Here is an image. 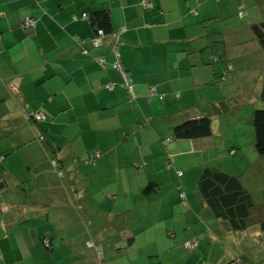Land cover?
<instances>
[{"label": "crops", "instance_id": "0c3cea01", "mask_svg": "<svg viewBox=\"0 0 264 264\" xmlns=\"http://www.w3.org/2000/svg\"><path fill=\"white\" fill-rule=\"evenodd\" d=\"M241 1L246 13L240 17ZM187 3L194 0H151L149 6L140 0H0V153L5 155L0 162V180H5L0 186V264H71L77 243L89 247L75 255L77 264H93L98 255L104 264H163L161 255L172 249L165 254L175 257L174 247L183 241L196 240L195 255L204 258V244L215 245L223 236L214 246L221 261L230 252L232 233L246 237L214 215L196 185L203 166L222 164L225 156L217 150L221 134L214 118L206 136H167L172 122L228 110L237 97L231 94L233 83L243 92L241 114L247 117L234 135L246 132L254 142L251 115L259 104L264 48L244 39L250 38L247 22L264 19V0H201L194 14ZM101 7L109 8L114 26H124L118 51L130 70L132 97L120 85L104 86L120 79L111 66L115 53L107 43L92 45L94 31L80 16ZM26 17H33L34 25H24ZM210 17L215 18L207 21L208 29L223 28L228 49L226 60L213 65L203 61L212 52L202 24ZM99 54L106 59L103 65L96 60ZM231 61L232 74L216 77ZM30 109L43 113L38 128L23 118ZM223 122L230 130L235 127L228 116ZM37 129L43 140L36 137ZM240 139L235 136L230 145L234 154L243 144ZM54 150L65 176L50 164ZM96 150L97 164L72 162ZM254 151L253 160L244 154L225 161L226 170L240 176L254 200L264 202V179L255 187L248 184L264 171V154ZM93 199L99 208L92 207ZM119 215L123 228L104 235L115 243L91 240L87 245L92 234L86 228H102L103 219ZM247 230L261 240L257 224ZM130 235L133 242L127 244Z\"/></svg>", "mask_w": 264, "mask_h": 264}, {"label": "trees", "instance_id": "16d2710c", "mask_svg": "<svg viewBox=\"0 0 264 264\" xmlns=\"http://www.w3.org/2000/svg\"><path fill=\"white\" fill-rule=\"evenodd\" d=\"M200 2L201 0H194V4L192 5H189L187 3L188 12L192 14L196 13V6ZM140 3L143 6H149L151 5V0H140ZM245 7L246 6L244 1H241L238 4L237 13L240 17L246 13ZM84 13L86 15H84ZM80 16L82 18L84 17L88 18L89 24L94 31V34L90 39L93 46L98 47L100 45L107 43L108 46L111 48V44H117V49H118V45L121 42L120 35L124 29V26L123 25L114 26L112 24L109 8L107 7L95 8L92 9L89 13L87 11H82ZM73 17H77V15ZM26 18L23 19L24 25L26 24L25 23ZM214 18L215 17H210L202 21L203 26L206 27L205 34L206 36H208L207 42H209V46L212 47L211 53L206 54L207 56L203 55V59H204L203 61L208 65L219 63L220 59L228 55V49L225 45L226 43L225 40L227 39L223 28L215 29L213 27H210L208 29L207 27L208 26L206 24L207 21H212L214 20ZM216 21H213L212 24L216 23ZM246 26L249 31L250 38L244 39V41L249 43L251 39L255 40L256 42L261 44L262 47L264 48V19H261L259 21L247 22ZM99 30L102 32L99 33L98 32ZM98 34L101 37L102 42L95 45L93 43V38L98 37ZM243 34L244 33L240 35L244 36ZM105 38L106 39L109 38L108 42L105 41L106 40ZM204 38L206 37L204 36ZM180 42L182 43L183 39ZM235 43L240 44L242 42L238 41ZM99 55L103 56V54H99ZM99 55L96 56L97 62L100 65L105 64L106 61L105 57L103 56L104 60L101 62L98 59ZM114 59L111 61V66L119 72L120 79L113 82H107L104 84V86L108 89H112L116 84L120 85L121 88L127 91L128 96L132 97L134 90H133V81L130 76V70L124 66L119 56L122 66L125 69V72L122 73V71H120L118 68L113 66L112 63ZM224 60L226 59L224 58ZM227 60L230 59L228 58ZM233 69H234L233 62L232 61L227 62V66L222 71L216 72L214 74L216 77H219L221 79L224 78L225 76L231 75ZM257 95L259 99V104L255 105L253 108L251 115V124L254 135V143H253L254 148L258 155H263L264 154V67L262 69L261 85ZM39 111L40 110L37 109L26 110L25 113H23V118L25 119L26 122L34 125L35 128H38V126H40V120H42V118L40 119L36 118L35 114L38 113ZM212 121L213 119L211 114L201 113L196 116L187 117L178 122H172L169 128V136H167V138L170 139V138H179V137L206 136L212 133ZM37 130L38 132L36 134V137L39 140H43L44 135L41 133L39 129ZM45 146L47 149H49L48 148L49 146L47 144H45ZM54 152L56 154L51 152L52 156L50 157V164L56 170L59 176H65V172L62 166L63 163L61 162L60 157L56 152V150H54ZM94 154L95 152L92 153L91 155ZM91 155L82 159L74 158L72 162L85 163L89 165L97 164L99 156L96 157L95 159L96 162L94 163H90L89 161H87ZM4 157L5 155L3 153H0V162L4 160ZM167 165L170 166L171 165L170 162H168ZM176 171L177 174L182 173L180 169ZM4 184H5V180L1 179L0 186ZM196 185L203 199L211 208L214 215L218 219H224V221H226V223L229 225L231 231L245 230L249 228L251 225L257 224L258 228L264 232V202H257L256 200H254L251 192L244 185L239 175L226 171L218 165L205 164L197 179ZM109 196L111 198L114 197V195H109ZM93 201L94 204L92 205V207L99 208L98 202L94 199ZM85 205L90 206L87 202L85 203ZM107 221L108 220H106V222ZM122 223L123 220L121 219L120 215L109 221V224L113 226V227L110 226V228L111 229L114 228L116 232L123 228ZM125 240L127 244L131 243L133 242V236L130 235ZM47 245H50L49 239L47 240ZM102 258L103 257H101V260H103ZM224 264H250V263L248 262V260H242L240 258L231 257L228 260H226Z\"/></svg>", "mask_w": 264, "mask_h": 264}, {"label": "rangeland", "instance_id": "374dc122", "mask_svg": "<svg viewBox=\"0 0 264 264\" xmlns=\"http://www.w3.org/2000/svg\"><path fill=\"white\" fill-rule=\"evenodd\" d=\"M249 5L252 6V3H249ZM231 84H232L231 94H235V95H237V97H234L231 100V105H230L228 110H226L225 112L222 110H217L215 113V116L212 117V119L214 118L213 124L216 128V131L219 132V134H221L216 139L217 145H218L217 146L218 153L220 154V151L222 150V152L225 154L224 157L220 158L223 163L221 164V162L216 161L215 165L221 166L224 170L230 169L229 168L230 166H228L225 161L232 163L237 159H241L244 156V154H245V157H251L252 160L256 156V153L254 151L255 149L253 147L254 142H252V140H248V134L246 132L240 133L238 135H234V133H237L236 132L237 130L240 132H241V130H243V128L246 125L247 117H246L245 113L241 114L243 106H246V102L242 100L241 96H239L243 92H242V90H240V88H239L240 86L238 84H233V83H231ZM224 115L228 116L231 123H232V126H235L232 130H230V128L227 124H223L224 123L223 122L224 121ZM237 125H239V127H237ZM212 129H213V126H212ZM235 136L244 138V139H240V140H242L243 144H242V146H240L241 148L240 147L237 148L236 154L233 153V151H234L233 148H235V147L230 146L233 144L235 145V142H236ZM231 152H232V154H231ZM237 154H239V156H237ZM156 158H157V163H159V157H156ZM251 158H247L245 160V163H248L249 159H251ZM165 163H167V162H165ZM166 167H169V166L166 164ZM253 173H254V170L252 169L249 172H247L246 176H244V177L245 178L251 177L253 175ZM254 178L256 179V181ZM260 178L264 179V171L261 172L259 174V176L252 177L251 178L252 180L250 179L252 182H248V184L252 187L258 186V184L260 183V181H259ZM179 208L180 207L178 206L177 209H179ZM97 219L100 220V218H97ZM110 220H112V219H110ZM110 220H108L107 224L103 225L102 228L98 227V226H92V227H90V231H88V229L86 228V230H85L86 233L89 234V232H90L92 234V236L88 235L89 236L88 239L93 240V241L100 240V241H102V243H104V245L113 242L111 238L104 237V235L110 233V231H111V228L108 227L111 225V224H109ZM103 221H106V220L103 219ZM70 229L77 230L78 228L74 227V228H70ZM179 231H180V229H179ZM238 232H240V234H242V235H244L246 233V237H242L240 239L234 235L235 233H232L230 252L227 254V257H224L221 261L218 258L219 257L218 249L214 246L221 245L220 242H223L225 240V238L223 236L217 239V241L215 242V245L208 244V243L204 244V252L206 254H208V256L211 255L213 257V259L208 260L206 254H203L204 258H199L198 256L195 255V251H197V250L194 247L190 248L189 245L183 244V242H184L183 241L180 245H176L174 247V249L176 248L178 250L177 251L178 254L177 255L175 254V257H169L167 254H165L166 252H170V251L172 252V249L166 251L165 253H163V255H161L162 263L163 264H193V263L197 264L198 262H200L201 264H212V262H214L215 264H223L229 258L236 257V258H240L242 260H248V262L250 264H264V232L262 231L263 235H262V238L260 241H258V240L255 241L252 238V236L254 235V232H252V234H251L247 229L246 230H239ZM236 234H239V233H236ZM59 240H60V237H55L54 243H58ZM82 241H84V238ZM118 241L119 240L117 239L116 243H118ZM113 243H115V242H113ZM76 245L79 248L77 251H71V259H72L71 264H77L78 263L77 259H76L77 257L75 256L78 252L82 253L85 250H87V248H89V247H85V245L80 244V243H77ZM85 260L86 259H84V260L82 259V261H85ZM202 260H204V261H202Z\"/></svg>", "mask_w": 264, "mask_h": 264}, {"label": "built area", "instance_id": "2783aa9c", "mask_svg": "<svg viewBox=\"0 0 264 264\" xmlns=\"http://www.w3.org/2000/svg\"><path fill=\"white\" fill-rule=\"evenodd\" d=\"M84 15H86L85 13H84ZM25 23L27 24V25H31V24H34V19L33 18H31V17H27L26 19H25ZM99 33H101L102 31H98ZM100 42H102L101 41V37L99 36V34H98V37H94L93 38V43L95 44V45H97V44H99ZM111 49H112V51H114L115 52V59H114V61H113V66H115L116 68H118L120 71H122V73H124L125 72V69L123 68V66H122V63H121V61H120V59H119V56H120V52L118 51V49H117V44H111ZM83 51H87L86 50V48L84 47L83 48ZM98 59L102 62L103 60H104V58H103V56L102 55H99L98 56ZM150 91H151V93L154 91V86H151L150 87ZM35 116H36V118H42L43 117V113L42 112H38V113H36L35 114ZM97 156H99V151L98 150H96V152H95V154L94 155H91L90 157H89V159L87 160V161H89L90 163H94V162H96L95 161V159H96V157ZM87 244L88 245H90L91 244V241H87ZM185 244L186 245H189L190 247H195L196 246V240H194V239H189V240H187L186 242H185ZM95 264H104V263H102V262H97V263H95Z\"/></svg>", "mask_w": 264, "mask_h": 264}, {"label": "clouds", "instance_id": "9594fccd", "mask_svg": "<svg viewBox=\"0 0 264 264\" xmlns=\"http://www.w3.org/2000/svg\"><path fill=\"white\" fill-rule=\"evenodd\" d=\"M154 90H155V88H154ZM153 92H154V91H153ZM153 92H152V93H153ZM150 93H151V91H150ZM47 240H48V239H47ZM89 241H91V240H89ZM91 243H92V241H91ZM87 245H88V244H87ZM90 245H91V244H90ZM90 245H88V246H90ZM98 257H99V260H98L97 262H102V263H104V262L100 259L101 256L98 255ZM97 262H95V263H97ZM95 263H93V264H95Z\"/></svg>", "mask_w": 264, "mask_h": 264}]
</instances>
